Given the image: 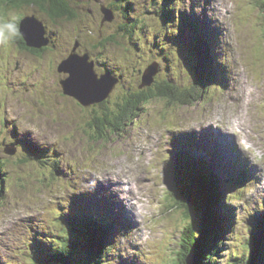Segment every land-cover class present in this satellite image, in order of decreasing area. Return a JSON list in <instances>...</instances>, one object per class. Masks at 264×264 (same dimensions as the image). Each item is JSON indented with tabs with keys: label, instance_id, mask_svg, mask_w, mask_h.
Returning a JSON list of instances; mask_svg holds the SVG:
<instances>
[{
	"label": "rangeland",
	"instance_id": "374dc122",
	"mask_svg": "<svg viewBox=\"0 0 264 264\" xmlns=\"http://www.w3.org/2000/svg\"><path fill=\"white\" fill-rule=\"evenodd\" d=\"M74 1L71 5L78 15L57 20L36 5L0 4V29L35 15L45 22L53 41L44 51L30 52L17 43L16 35L0 40V161L7 171L5 202L0 204V264L25 261L35 228H29L30 221L47 226L56 213L69 214L71 199L79 202L86 196L110 201L116 219L121 220L120 209L125 213L129 227L126 230L127 223L121 220L122 230L115 238L123 258L115 259L113 253L116 261L111 264H173L168 262L181 248V229L199 219V213L196 209L187 219L183 210L173 209L165 199L166 178L173 168L168 153L183 142L199 146L196 137L214 144L216 137L218 157L212 161L218 172L240 171L249 179L244 188L227 196L234 199L231 209L239 223V237L227 244L231 249L232 242H241L246 233L243 219L264 201V16L259 8L252 0H174L182 13L192 7L201 32L212 36V54L220 56L217 64L225 67L226 81L211 87L205 100L181 105L152 102L148 111L141 109L139 121L106 140L112 129H99L95 117L103 116L106 109L116 110L137 94L149 63L160 62L157 81H191L192 55L187 59L171 36H177L179 28L188 36L195 33L187 22L167 29L151 0H126L128 8L122 7L116 19L102 27L101 6L114 0ZM108 36L112 40L104 47L102 40ZM75 40L81 42L80 52H88L96 61L99 73L110 69L121 78L104 103L85 107L63 93L60 80L67 74L57 67ZM236 128L240 138L233 134ZM230 136L245 150L237 144L232 147ZM200 148L211 151L205 145ZM28 149L45 156L31 155L30 161H24ZM84 204L91 207L87 200Z\"/></svg>",
	"mask_w": 264,
	"mask_h": 264
},
{
	"label": "trees",
	"instance_id": "16d2710c",
	"mask_svg": "<svg viewBox=\"0 0 264 264\" xmlns=\"http://www.w3.org/2000/svg\"><path fill=\"white\" fill-rule=\"evenodd\" d=\"M5 1L10 2L16 7L21 5H36L53 20L61 18L71 19V17L78 15L75 7L71 5L72 0H0L1 6H3ZM151 1L154 8L161 13L164 26L167 29H170L175 24L179 25L175 20L173 11L174 0ZM252 2L264 16V0H252ZM129 3L126 0L125 2L123 0H114V2H110L107 5L118 12L122 7L127 9ZM20 18L14 23L17 28L15 39L22 48L30 52H37L39 49L28 46L25 38L20 33ZM193 27L197 30L196 25H193ZM175 33L178 35L171 36L170 34L169 36L174 37L173 41L184 48V53H187L185 57L189 59L190 55H192L194 68L190 77H193V80L183 84H174L168 79L165 81H155L152 86L139 89L137 94L132 95L130 99L128 98L124 105H118L116 110L110 111L106 109L103 116H96L94 119L99 129L107 131L112 129V134L106 140L114 136V134L120 135L119 132L123 131L126 126L130 125V123L140 116L139 112L141 109H144L143 111L147 110L148 104L163 100L168 104L176 105L193 103L196 100L199 101L207 90V87L217 80L213 59L208 57L207 44L203 42L199 34L198 37L196 36L197 41H195L193 36H188L187 32L181 28L176 30ZM184 35H187L186 41L183 40ZM108 37L102 40V46L105 47L110 43L112 37ZM105 41L106 44L104 43ZM90 127L94 130L91 125ZM30 146L28 145V147ZM31 149L36 151L34 147H31ZM33 151L29 149L24 150V154H26L23 156V160L30 161L31 155L34 158L44 157V155L34 154ZM192 164L189 174H186L185 168L177 161L176 169L173 171L174 176L172 177L174 186L172 188V196L177 203L176 207L183 210L187 219H192L191 214L194 215L196 209H198L199 219H193L183 227L181 248L176 252V258L169 262L173 264H188V258L194 255L197 258L195 264H219L220 250L218 245L223 235L221 229L223 222L217 214L218 209H220L219 192L216 193L215 188L204 186L205 182L203 179L205 181L208 180L207 176L202 174V179L199 168L195 166L196 163ZM6 172L4 162L0 161V204L4 201L2 197L6 192L4 188ZM190 176L194 177L193 180H188ZM102 220L107 224L105 219ZM73 222L77 225L74 220ZM76 225L75 229H71L65 224L63 232L55 235L57 239L53 240V246H46L39 254L35 252L21 264H105L108 252L110 251L109 243H106L107 231L103 228L98 230L97 227H100L101 224L97 219L87 215L84 218L83 231L76 228ZM251 239L245 253L241 257L237 255L231 260L230 264H264V240L255 232H252ZM76 240L80 242L78 244L82 245V248L79 250L74 243ZM213 258H215L214 262H212Z\"/></svg>",
	"mask_w": 264,
	"mask_h": 264
},
{
	"label": "water",
	"instance_id": "95a60500",
	"mask_svg": "<svg viewBox=\"0 0 264 264\" xmlns=\"http://www.w3.org/2000/svg\"><path fill=\"white\" fill-rule=\"evenodd\" d=\"M104 13L103 23L112 22L115 18L113 11L106 6H102ZM20 33L26 40L28 46L41 49L50 42L46 37L44 22L35 15L22 18L19 21ZM79 43L74 46L72 53L59 65V71L69 73V76L61 81L64 93L78 99L83 105L89 106L107 99L115 88L118 79L110 74L99 76L94 69V61L90 60L88 53L79 54L76 52ZM158 73V64L150 65L143 74L140 88L150 86L154 82ZM14 153V151L11 150ZM196 259L191 256L188 264H195Z\"/></svg>",
	"mask_w": 264,
	"mask_h": 264
},
{
	"label": "bare ground",
	"instance_id": "6f19581e",
	"mask_svg": "<svg viewBox=\"0 0 264 264\" xmlns=\"http://www.w3.org/2000/svg\"><path fill=\"white\" fill-rule=\"evenodd\" d=\"M240 72V71H239ZM245 77V76H244ZM245 86V85H244ZM232 88V87H231ZM240 88V87H239ZM238 91V90H237ZM243 91V90H242ZM241 92V91H240ZM232 94H234L233 92H232ZM250 95V94H249ZM251 96V95H250ZM249 96V97H250ZM236 97V96H235ZM245 97V96H244ZM230 98V97H229ZM232 98V97H231ZM246 100H248V99H246ZM252 100V99H251ZM231 101H233V100H231ZM235 101V100H234ZM245 103V102H244ZM246 105V104H245ZM244 104H243V106H245ZM246 108V107H245ZM244 109V108H243ZM242 109V110H243ZM239 110V109H238ZM244 111V110H243ZM247 111V110H246ZM241 112V111H240ZM247 113V112H246ZM241 114V113H240ZM238 115V114H237ZM242 116V115H241ZM243 116H245V115H243ZM242 116V117H243ZM239 118H240V116H239ZM243 120V119H242ZM249 121H250V118H249ZM253 121V120H252ZM205 122H209V121H205ZM210 122H211V120H210ZM212 122H213V120H212ZM240 122H241V120H240ZM210 124V123H209ZM253 124V123H252ZM251 124V125H252ZM255 124V123H254ZM231 125H232V123H231ZM199 126H200V124H199ZM228 126V125H227ZM193 127H196V126H193ZM193 127H189V128H193ZM254 127V126H253ZM198 128V127H197ZM186 129H188V128H186ZM234 129V128H233ZM237 129V128H236ZM253 129V128H252ZM251 129V130H252ZM192 131V130H191ZM233 132H235V133H233V134H235L236 135V132H237V134H238V137L237 138H240L242 135L241 134H239L238 132H239V130L237 129V131L235 130V131H233ZM240 132H242V131H240ZM181 134V133H180ZM218 134H220V133H218ZM217 134V135H218ZM226 134V133H225ZM230 134V133H229ZM245 134H248V133H245ZM251 135H252V133H250ZM254 134V133H253ZM231 135V134H230ZM255 135V134H254ZM196 136V135H195ZM247 136V135H246ZM190 137H192V135L190 136ZM248 137H250V136H248ZM237 138H233V141H235V144H239V146L240 147H242V148H244L243 147V143L241 142V143H238V141L236 140ZM188 139V138H187ZM201 140H203L202 139V137L200 138ZM230 140H232L231 138H229ZM168 140V139H167ZM169 141V140H168ZM241 141V140H240ZM251 141V140H250ZM246 142L248 143L249 141H247V139H246ZM177 144H178V142H177ZM212 144H214V143H210V142H208V141H205V146L206 145H210L211 147H212ZM172 145V144H171ZM257 146V145H256ZM244 150H245V148H244ZM257 161V160H256ZM177 163V162H176ZM259 164V163H258ZM260 166V165H259ZM242 170V169H241ZM122 175V174H121ZM126 179H128V178H126ZM249 180V179H248ZM260 180V179H259ZM129 181V180H128ZM124 182V181H123ZM126 186V185H125ZM133 186V185H132ZM131 186V187H132ZM130 187V188H131ZM122 189V188H121ZM110 192V191H109ZM261 192V191H260ZM122 193V192H121ZM133 193V192H132ZM136 193V192H135ZM125 194V193H124ZM122 196V195H121ZM111 198V197H110ZM138 207V206H137Z\"/></svg>",
	"mask_w": 264,
	"mask_h": 264
},
{
	"label": "clouds",
	"instance_id": "9594fccd",
	"mask_svg": "<svg viewBox=\"0 0 264 264\" xmlns=\"http://www.w3.org/2000/svg\"><path fill=\"white\" fill-rule=\"evenodd\" d=\"M17 34L16 25L12 22H9L0 29V40H7L10 37H14Z\"/></svg>",
	"mask_w": 264,
	"mask_h": 264
}]
</instances>
